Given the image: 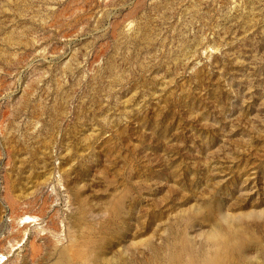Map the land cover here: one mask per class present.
I'll list each match as a JSON object with an SVG mask.
<instances>
[{
	"label": "rangeland",
	"instance_id": "obj_1",
	"mask_svg": "<svg viewBox=\"0 0 264 264\" xmlns=\"http://www.w3.org/2000/svg\"><path fill=\"white\" fill-rule=\"evenodd\" d=\"M229 220L264 247V0H0V264L70 233L152 264Z\"/></svg>",
	"mask_w": 264,
	"mask_h": 264
},
{
	"label": "bare ground",
	"instance_id": "obj_2",
	"mask_svg": "<svg viewBox=\"0 0 264 264\" xmlns=\"http://www.w3.org/2000/svg\"><path fill=\"white\" fill-rule=\"evenodd\" d=\"M26 214L20 218L22 223H29L34 220V217L36 218V215ZM229 222H231L230 229L214 228L209 232V246L206 252L196 254L192 247L189 248L187 246L179 251H169L164 258L157 257V260L152 264H229L233 254L242 256L245 264H264V247L261 246L262 239L242 230L233 220H229ZM69 235L71 244L69 246L63 245L59 249V257L55 264H96L103 258L106 259L105 262H108V264H124L114 257H101V254L91 248L90 250L75 248L73 243L75 236L72 233ZM250 245H255L258 248L262 259H257V262L255 260L253 262L247 251V247ZM1 256L3 254H0Z\"/></svg>",
	"mask_w": 264,
	"mask_h": 264
}]
</instances>
